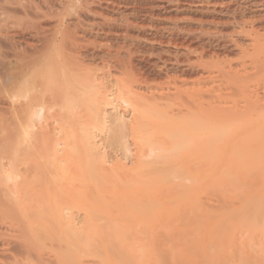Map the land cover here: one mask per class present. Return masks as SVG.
I'll return each instance as SVG.
<instances>
[{"label": "bare ground", "instance_id": "bare-ground-1", "mask_svg": "<svg viewBox=\"0 0 264 264\" xmlns=\"http://www.w3.org/2000/svg\"><path fill=\"white\" fill-rule=\"evenodd\" d=\"M201 174L254 186L230 213L264 228V0H0V264H119L120 239L95 246L98 195H181Z\"/></svg>", "mask_w": 264, "mask_h": 264}, {"label": "rangeland", "instance_id": "rangeland-1", "mask_svg": "<svg viewBox=\"0 0 264 264\" xmlns=\"http://www.w3.org/2000/svg\"><path fill=\"white\" fill-rule=\"evenodd\" d=\"M172 156L176 158L178 154L177 156L176 154ZM135 157L136 155L134 152L127 153L125 151H109L107 153L109 162L106 164L109 167H118L119 170L121 169V172H128V170L131 171L135 168L134 166H137ZM151 158V155H143L142 159L144 163L139 164L140 169L138 168V170H149L150 167L148 168V166H150V163L148 164V162ZM236 163L239 164L240 161H236ZM183 166H188V164L186 163ZM218 166V161L212 159L208 160V168L215 170ZM203 167L206 168V165ZM186 170L193 171L190 168ZM196 171L197 170H194L193 172ZM212 177L214 180L210 181V179L204 177V174H201L195 179L192 187L189 188L183 186L184 190L181 195L178 193L172 195L171 197H162L159 195L158 199L153 200L152 198L157 196V194L154 195L155 192H140L141 196L138 197L139 195L136 194L137 190L134 192V189H132V187L125 182L123 183L124 185L126 184L124 191L123 188L122 190L120 189L119 192H115L117 195L110 192L106 193L108 191H102V193L98 195L100 204L98 203L97 209L99 211L95 217L96 222L94 221L97 223L94 224L100 227L101 234L99 236L102 239L99 238V242L97 241L95 246L99 243L100 247L99 245L97 247L102 248L111 241L119 242L120 239L122 243L118 244V246L116 245L117 248L115 247L116 250L112 258L116 259V257H118L121 259L123 257L126 261H128L123 262L125 260L122 258L123 261L121 262L124 264H264V246H262L259 242L261 235H264V228L256 230L255 233L250 232L245 225V219L249 217L246 216V218L243 219L240 216H236L234 213H230V211H237L240 214H245L248 209L247 203L241 200V195L232 197L229 196L231 190L241 187L238 189L249 191L250 189L254 190V186H238L236 180L227 181L224 180L225 178L215 175ZM126 188L131 189H128V193L132 196H129L128 193H124L127 192ZM134 193L137 198L133 196ZM251 195L256 197L258 196V192L255 191L251 193ZM113 196H115L114 198L117 202L114 198H111ZM228 200L232 203L234 202V205L227 207L229 208V212L223 213V210H220V207L226 208V202ZM123 203L127 206L124 207ZM86 204H89L87 200ZM198 204H201L200 208H203L202 211L198 210L196 212L195 208ZM111 207H113L112 212ZM116 207H119L117 209V214L119 213L118 211L121 212V214H118L120 216L117 215L119 218L117 220H119L118 222L121 221V224L119 223L121 226L122 224L126 225V220L132 221V223H129L130 221L128 222V227L123 225L128 230H125L123 226L121 227L123 229L122 230L119 227L120 225L118 222L117 227L120 230L115 228L116 222L115 225L113 222L116 221L117 218L116 212H114V210L116 211ZM107 208L110 211H108ZM123 211H125L124 213L126 215ZM210 211L216 215H227V217L220 220L221 226H223L222 232L216 230L215 227L213 229L208 223L206 214ZM253 214L254 213H250V216ZM145 215L151 220L147 230L143 224L140 223L145 220ZM113 216L114 219H111L110 217ZM105 218L107 219L105 220ZM123 220L124 223H122ZM111 222L113 223V227ZM130 224H134V229L129 227ZM135 224H137V226ZM104 227H109L110 229H104ZM114 228L115 230H113ZM118 230L122 232L117 233L119 232ZM116 234L123 235H119L118 238V235ZM115 238L117 240H115ZM124 241H126V245L123 244ZM101 244L104 245L101 246ZM121 247L124 248L121 249ZM121 262L119 264H122ZM101 264H106V262L102 260Z\"/></svg>", "mask_w": 264, "mask_h": 264}]
</instances>
